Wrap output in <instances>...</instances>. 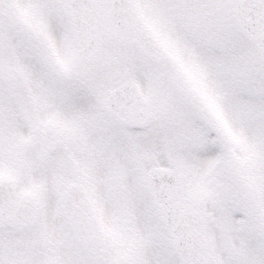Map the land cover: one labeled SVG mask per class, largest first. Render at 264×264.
I'll list each match as a JSON object with an SVG mask.
<instances>
[{"label":"snow or ice","instance_id":"6c2138e0","mask_svg":"<svg viewBox=\"0 0 264 264\" xmlns=\"http://www.w3.org/2000/svg\"><path fill=\"white\" fill-rule=\"evenodd\" d=\"M0 264H264V0H0Z\"/></svg>","mask_w":264,"mask_h":264}]
</instances>
